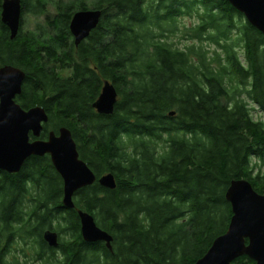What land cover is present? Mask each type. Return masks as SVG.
I'll return each mask as SVG.
<instances>
[{"label":"trees","instance_id":"1","mask_svg":"<svg viewBox=\"0 0 264 264\" xmlns=\"http://www.w3.org/2000/svg\"><path fill=\"white\" fill-rule=\"evenodd\" d=\"M21 1L12 40L0 0V69L26 73L17 102L47 111L41 139L68 128L97 181L68 209L49 155L0 171V264H195L228 230L232 183L264 195V34L229 0ZM89 9L103 17L77 47L70 23ZM106 80L119 94L110 116L93 107ZM108 173L114 190L98 182ZM78 210L113 250L85 242Z\"/></svg>","mask_w":264,"mask_h":264},{"label":"water","instance_id":"2","mask_svg":"<svg viewBox=\"0 0 264 264\" xmlns=\"http://www.w3.org/2000/svg\"><path fill=\"white\" fill-rule=\"evenodd\" d=\"M229 2L264 34V0ZM22 16L21 0H3L1 20L9 28L12 40L16 39L21 29ZM102 17L103 12L94 9L80 10L73 15L70 31L77 47L98 28ZM25 80L26 73L20 68L5 66L0 69V171L19 174L31 157L49 155L63 179V205L75 209L76 193L93 185L97 176L80 158L78 145L68 128L62 127L58 133L52 131L46 140L41 139L49 116L42 106L26 110L17 102ZM118 99L115 85L106 80L93 107L99 114L110 116L115 112ZM98 182L110 190L117 187L113 173L101 176ZM226 198L233 213L228 230L215 239L207 254L195 264H236L235 261L244 256L256 264H264V195L256 192L251 182L243 179L232 183ZM78 214L85 242H104L109 250H113V236L97 225L94 216L83 210H78ZM44 240L51 248L60 246L56 231H45Z\"/></svg>","mask_w":264,"mask_h":264},{"label":"rangeland","instance_id":"3","mask_svg":"<svg viewBox=\"0 0 264 264\" xmlns=\"http://www.w3.org/2000/svg\"><path fill=\"white\" fill-rule=\"evenodd\" d=\"M34 22H36V18H29V17H26V25H25V29H32V28L34 27ZM187 23H188V24H191L190 21H187ZM183 44H184V42H182V43L180 44V46H182ZM255 117H256L257 119L264 120V116H263L260 112H258V111L255 112Z\"/></svg>","mask_w":264,"mask_h":264},{"label":"flooded vegetation","instance_id":"4","mask_svg":"<svg viewBox=\"0 0 264 264\" xmlns=\"http://www.w3.org/2000/svg\"><path fill=\"white\" fill-rule=\"evenodd\" d=\"M64 194V193H63ZM64 196V195H63ZM59 241H60V235H59Z\"/></svg>","mask_w":264,"mask_h":264},{"label":"bare ground","instance_id":"5","mask_svg":"<svg viewBox=\"0 0 264 264\" xmlns=\"http://www.w3.org/2000/svg\"><path fill=\"white\" fill-rule=\"evenodd\" d=\"M43 140H46V139H43Z\"/></svg>","mask_w":264,"mask_h":264}]
</instances>
